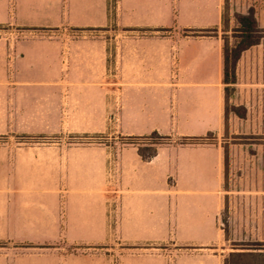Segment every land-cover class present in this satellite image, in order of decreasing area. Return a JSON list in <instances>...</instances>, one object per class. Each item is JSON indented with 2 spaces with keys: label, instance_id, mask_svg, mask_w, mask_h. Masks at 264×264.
Masks as SVG:
<instances>
[{
  "label": "rangeland",
  "instance_id": "1",
  "mask_svg": "<svg viewBox=\"0 0 264 264\" xmlns=\"http://www.w3.org/2000/svg\"><path fill=\"white\" fill-rule=\"evenodd\" d=\"M109 11L102 28L37 31L52 47L37 49V67L25 64L35 49L24 48L32 40L28 29L0 25V185L10 178L47 193L57 186L60 195L102 190L105 238L94 249L107 264H120L135 248L116 194L126 193L136 158L154 150L179 158L213 146L219 153L216 241L202 251L220 256V264L230 253L256 255L230 264H264V0H183L155 24L122 18L116 0ZM251 13L258 43L241 54L235 83L225 84L222 49L239 41L238 18ZM156 87L159 97L145 94ZM211 109L216 119L206 131L197 116ZM165 167V184L177 188L185 164ZM208 168L198 160L189 170L210 182ZM194 182L193 188L203 186ZM183 196L171 198L167 242L154 245L152 254L194 251L180 244ZM63 225L61 240L67 238Z\"/></svg>",
  "mask_w": 264,
  "mask_h": 264
},
{
  "label": "crops",
  "instance_id": "2",
  "mask_svg": "<svg viewBox=\"0 0 264 264\" xmlns=\"http://www.w3.org/2000/svg\"><path fill=\"white\" fill-rule=\"evenodd\" d=\"M110 1L0 0V25L28 29L32 40L24 48L31 52V48L35 49L25 64L37 67L34 57L37 49L45 52L51 47L48 38L39 36L37 31L105 27L110 20ZM182 1L116 0V10L133 23L155 24L168 19L173 5L181 6ZM146 46H150L149 43ZM41 55L44 56L39 62L44 64L46 55ZM36 67H27L26 71L37 72ZM161 89L150 88L144 92L159 97ZM198 92L199 89H195V93ZM213 118L216 119V114L213 116L212 109L197 116L206 131L213 124ZM198 160L208 163V174L215 175L210 182L209 177L202 179L194 175L198 172L189 170ZM177 161H182L185 169L176 176L177 188L171 189L165 184L168 172L165 164ZM136 162L138 169L125 187L126 193L116 194L118 216L123 229L133 238L131 244L135 248L133 254L122 256L120 264H220V256L202 251L216 241L212 237L218 215V149L205 146L179 158L156 151L151 159L138 156ZM194 181L202 182L203 186L193 188ZM103 195L106 194L102 190L87 187L60 195L59 187L55 186L47 193L40 185H26L24 189L22 184H12L10 178L5 179L0 185V264H107L100 251L94 249L105 238L106 199ZM172 195L176 199L185 195L186 218L178 229L180 244L194 250L174 258L151 253L154 245L163 247L167 242L164 238L170 233ZM62 223L67 236L63 240L59 239ZM69 248L85 250L69 252Z\"/></svg>",
  "mask_w": 264,
  "mask_h": 264
},
{
  "label": "trees",
  "instance_id": "3",
  "mask_svg": "<svg viewBox=\"0 0 264 264\" xmlns=\"http://www.w3.org/2000/svg\"><path fill=\"white\" fill-rule=\"evenodd\" d=\"M239 27V41L234 45L230 46L228 42H225L222 53H223V82L225 84L235 83V67L239 61L241 54L258 43L256 38L257 23L253 14L241 15L238 18ZM156 150L149 155L143 156L144 160H149L155 156ZM261 255V254H260ZM246 256H256L255 253H230L229 258L226 260V264H230L231 259H240ZM264 256V255H263Z\"/></svg>",
  "mask_w": 264,
  "mask_h": 264
}]
</instances>
